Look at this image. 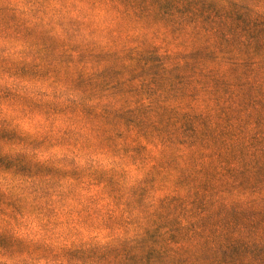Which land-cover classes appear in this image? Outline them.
Instances as JSON below:
<instances>
[{
	"label": "rangeland",
	"instance_id": "374dc122",
	"mask_svg": "<svg viewBox=\"0 0 264 264\" xmlns=\"http://www.w3.org/2000/svg\"><path fill=\"white\" fill-rule=\"evenodd\" d=\"M17 4L35 7L17 14ZM53 4L89 11L75 18L45 7ZM262 6L0 0V81L52 89L21 94L0 83V174L31 181L0 186V253L37 264H264ZM97 9L104 15L90 17ZM6 104L66 127L22 135L3 118ZM18 144L91 149L143 175L129 186L125 167L3 151ZM81 188L93 195L81 198ZM26 215L40 220L39 240L14 235Z\"/></svg>",
	"mask_w": 264,
	"mask_h": 264
},
{
	"label": "clouds",
	"instance_id": "9594fccd",
	"mask_svg": "<svg viewBox=\"0 0 264 264\" xmlns=\"http://www.w3.org/2000/svg\"><path fill=\"white\" fill-rule=\"evenodd\" d=\"M19 14L20 12L28 13L30 9L35 7L34 5H25V4H17L14 6ZM47 9L59 8L61 9L63 14L70 15L75 18H80L79 9L83 8L86 12H88V7L86 5L77 4L76 9L73 10L71 5H64L63 7L59 4L47 5L45 6ZM264 7V6H262ZM104 15V12L100 9H97L93 12H89L90 17H99ZM19 47V46H17ZM15 58V57H13ZM3 85L7 86L9 89L13 91H19L23 94V90H41L44 92L51 93L52 89L49 88L45 84L40 83H32L28 81H19L15 78H10L9 76H4L2 81H0ZM57 92H63L64 89L61 86H56ZM69 96H73L72 93H68ZM47 98H51L50 95ZM61 103L65 102V98L61 97ZM3 118L7 120L12 127H17L22 135L27 134L30 136H38L44 135L48 133L59 134L58 130L66 127L63 117L56 118L55 122L49 120L42 114H32L27 117H21L13 108L7 106V104L3 108ZM3 151L6 154L15 155L17 153H23L29 158H31L34 162H38L41 164H47L50 161L55 162L65 156L70 157L75 160V163L78 167L86 168L89 165L93 167H102L105 170L116 168L119 170L121 167H125L128 172V185L131 186L135 184L137 180H139L143 173L141 171H137L135 166L132 165H123L119 158L113 157L110 155H106L100 152H96L91 149L81 150L79 147L77 148H69L61 145L54 146H43L41 148H32L30 146H26L24 144L18 145H5ZM28 184L31 181L22 180L20 177H13L10 173H2L0 174V186H2L3 191L8 192L12 189L16 184ZM71 183V181H68ZM78 194L81 198L88 197L93 195L92 192H86L82 188L77 189ZM53 200L56 199L55 196L52 197ZM71 203V201H70ZM109 210L113 213H119L123 211V208H117L115 205L109 202ZM6 212H11L12 209L5 208ZM20 220L19 226L16 224H12V231L16 237L19 238H27L32 240H39L43 235V232L40 227V220L37 219L34 215H26L23 218H18ZM64 217L60 216V220L63 221ZM7 220V217H5ZM64 229H58V231H63ZM103 242V241H101ZM60 242H57V244ZM27 262V264H37L32 259H29L27 256H20L15 254L8 253H0V264H23V262ZM38 264H52L50 260H39ZM62 264V262H61Z\"/></svg>",
	"mask_w": 264,
	"mask_h": 264
}]
</instances>
